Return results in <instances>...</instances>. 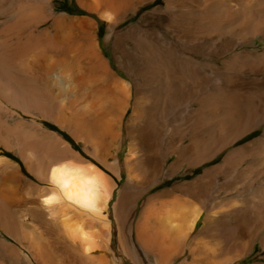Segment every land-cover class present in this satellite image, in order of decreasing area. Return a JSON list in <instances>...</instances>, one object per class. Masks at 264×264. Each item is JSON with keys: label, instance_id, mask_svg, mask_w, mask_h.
<instances>
[{"label": "rangeland", "instance_id": "rangeland-1", "mask_svg": "<svg viewBox=\"0 0 264 264\" xmlns=\"http://www.w3.org/2000/svg\"><path fill=\"white\" fill-rule=\"evenodd\" d=\"M34 1L40 9V0ZM138 1L117 11L120 19L116 23H108L78 0H49L47 8L40 9L43 16H63L79 29L69 31V53L60 66L48 74L37 69L20 74L27 81L29 97H36L37 102L0 98V125L19 132L25 144L32 146L25 150L16 135L3 130L7 141L5 145L0 141V264H153L157 251L143 249L136 237L138 230L172 210L180 212L174 220L181 223L193 209L200 214L192 238L177 245L170 264H212L216 259L199 252L198 237L218 246V256L227 259L226 264H264V222L260 224L255 217L262 210L258 198L264 191V151L246 150L234 163H225L229 153L264 135V121L214 158L193 160L190 141L205 131L204 120L225 113V107L203 108L201 101L216 94L209 83L194 87L196 74L187 76L191 63L199 74L217 78L222 85L219 68L224 60L236 52L264 53V37L257 36L253 45H240L225 55L215 49L205 53L207 43L173 40L167 48L177 54L184 79L168 89L158 66L161 58H157L164 48L161 40L170 35L163 24L165 0ZM151 15L164 20L153 26ZM96 63L98 68L92 69ZM54 73L58 78L53 80ZM238 76V97L260 95L264 67L252 66ZM121 81L128 85L125 93L120 91ZM136 111L144 113L139 121L146 126V134L137 179L131 182L125 159L130 143L139 136L131 122ZM71 153L96 165L114 183L103 211L107 228L63 205H56L50 214L41 206L39 194L49 187L48 166L68 160ZM241 206L247 216L235 214ZM216 210L224 214L211 220ZM64 215L71 227L78 224L90 230L95 251L89 259L66 241L59 223Z\"/></svg>", "mask_w": 264, "mask_h": 264}, {"label": "bare ground", "instance_id": "bare-ground-1", "mask_svg": "<svg viewBox=\"0 0 264 264\" xmlns=\"http://www.w3.org/2000/svg\"><path fill=\"white\" fill-rule=\"evenodd\" d=\"M47 1L49 0H40L41 10L47 8ZM139 1L144 2V4H154L157 0ZM78 2L90 10H96L100 17L104 18L108 23L118 22L120 16L117 14V11L122 7H130L134 4H132V0H78ZM34 3V0H0L1 99L6 98L11 101L26 104L37 102L36 97H29L27 81L22 80L20 74H25V72L32 73L35 69L48 74L50 70L60 66V63L69 53V31L79 29L69 24L63 16H43L38 7L39 4L34 6ZM163 14L166 16V23L163 24L169 29L170 35L161 40L164 48H162L161 56H157V58H161L158 66L162 74L163 83H167L166 88L168 89H170V86L172 87L179 82H183L184 79L182 77L183 68H181L180 63L177 62L175 57L177 54L167 48L173 44V40L185 39L194 40L201 44L207 43L208 48L204 51L205 53L215 49L220 54L225 55L240 45H253V40L257 36L264 37V0H165ZM163 20L160 16H150V23L152 25L161 23ZM213 44H216V47L212 46ZM155 57V64H158L156 63L157 59ZM99 64H93L92 69L98 68ZM256 65L264 67V53L252 54L250 51H242L232 54L224 60L223 66L219 68L221 75L224 76V83L221 85L216 77V79H210L205 74H199L196 71L195 65L188 64L187 70H191V74H187V76L191 75V77H196L195 74L197 75L196 81H193L195 84L192 82L193 86L197 85L198 87H202L209 83L211 89L216 94L209 101L207 99L202 100V107L205 108L207 106L206 109L214 110L220 106L225 107V113L221 115L217 113L219 116L215 115L211 119L209 117L206 122L204 120V124L206 125L205 131L201 136H197L198 138L194 137L195 139L190 141L188 151L193 160H199L200 157L204 160L214 158L226 146L242 138L257 127L259 123L264 121V79L261 84L262 88L261 93L259 92V97L250 95L242 98V96L238 97L235 93L240 81L238 73L241 70ZM52 76L53 80L58 78V74L56 73L52 74ZM111 77L110 80L113 79ZM193 79L195 80V78ZM112 82L115 85L114 87L117 88L118 85L115 81L112 80ZM122 82H120L122 85L120 91L125 93V88L128 85ZM117 83L119 82L117 81ZM30 87L32 90L33 86L30 85ZM145 106L147 107V105ZM23 107L42 108L35 104L33 106L24 105ZM143 112L141 114L137 111L134 112L131 119L132 124L135 123L137 127L134 131H137V134L139 133L137 141L133 140L130 143L125 159V169H127L128 178L131 182L137 179V174L135 175V173L141 163L139 152L146 134V128H144L146 126H143L142 122L140 123L139 121ZM200 117L202 121L200 120L201 118H199V121L202 124L203 115ZM3 130L7 134L16 135L18 137L16 139L22 145L25 144V140L19 137V132L7 128L3 129L0 125V141L3 144L7 141L2 135ZM263 139L264 135L258 140H254L240 149L229 153L225 159V163H234L235 158L239 157L246 150L256 149L261 150V152L264 151ZM30 145L25 144L23 147L29 151V148L32 147ZM47 170L45 178L49 187L46 191H42L39 194V200L41 206L46 211H49V214L54 213L52 211L56 205H63L65 206L63 207L64 209L71 208L76 212H81L90 218L91 221L106 227L107 219L103 211L106 208L107 201L111 196V190L114 187V183L109 176L93 163L81 159L77 153H71V157L68 160L60 159L50 163ZM209 172L207 171V173ZM258 199H260L259 203L262 210L255 217L257 218V222L261 224L264 222V191L262 197ZM185 209H183V212ZM235 210V214H240L241 216L246 215L247 212V209L242 206ZM173 211L162 219L160 218L161 220L158 219L153 225H149V222H147L137 232L136 237L144 250L157 251L153 254V264H170L172 262L171 256L177 245L180 242L190 241L192 238L191 232L196 225L198 214L200 213L196 212L197 209H193V213L190 212V218H181L184 221L178 223L176 222L177 218L175 215H179L180 212L175 210L174 213ZM223 214L216 210L211 213L209 218L211 220L218 219L219 215L221 216ZM182 217L185 218L184 216ZM174 218H176V221ZM67 219L68 217L64 215L61 222H59L66 241L70 245L78 247L80 253L89 259L95 251V244L92 240L90 230L82 228L81 226L77 227L78 224L76 228L74 225L71 227L68 225ZM196 239L199 252H206L207 255L216 259L213 263L211 262L212 264L227 263V259L218 256V246L209 245L204 237H198ZM196 249L198 251V248Z\"/></svg>", "mask_w": 264, "mask_h": 264}, {"label": "crops", "instance_id": "crops-1", "mask_svg": "<svg viewBox=\"0 0 264 264\" xmlns=\"http://www.w3.org/2000/svg\"><path fill=\"white\" fill-rule=\"evenodd\" d=\"M112 191H113V188H112V190H111V193H112Z\"/></svg>", "mask_w": 264, "mask_h": 264}]
</instances>
